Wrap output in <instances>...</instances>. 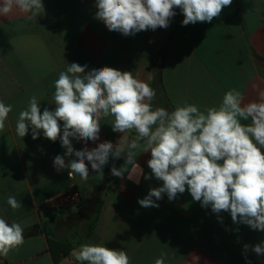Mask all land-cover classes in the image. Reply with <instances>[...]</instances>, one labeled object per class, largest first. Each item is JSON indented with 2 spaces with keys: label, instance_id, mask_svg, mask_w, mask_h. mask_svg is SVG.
I'll use <instances>...</instances> for the list:
<instances>
[{
  "label": "crops",
  "instance_id": "1",
  "mask_svg": "<svg viewBox=\"0 0 264 264\" xmlns=\"http://www.w3.org/2000/svg\"><path fill=\"white\" fill-rule=\"evenodd\" d=\"M42 2L45 12L37 20L16 10L0 16V101L12 106L0 132V218L19 223L25 241L6 258L0 256V264H81L72 253L83 244L124 250L130 264H155L162 253L165 264H264V256L251 247L243 251L245 244L264 241V232L234 224L228 212L218 219L187 190L173 201L165 194L159 207H141L138 200L162 182L141 176L135 183L139 169L134 165L126 166L123 177L113 176L112 166L120 168L126 153L110 158L103 175L89 165L84 181L54 168V157L65 152L59 140L42 133L33 140L31 129L23 138L15 133L32 96L41 112L54 110V82L73 62L87 65L86 72L104 66L132 72L155 90L153 108L169 112L185 104L201 111L218 107L233 89L244 103L255 100L264 90V0H233L210 23L187 26L175 9L168 28L131 36L109 31L95 19V0ZM113 120L101 119L100 139L87 142L88 148L103 141L126 147L135 138V130L114 132ZM73 147L80 150L85 143L73 140ZM135 151L136 163L150 175V152ZM68 191L78 193L76 203L55 201ZM9 196L22 207L13 210Z\"/></svg>",
  "mask_w": 264,
  "mask_h": 264
},
{
  "label": "clouds",
  "instance_id": "2",
  "mask_svg": "<svg viewBox=\"0 0 264 264\" xmlns=\"http://www.w3.org/2000/svg\"><path fill=\"white\" fill-rule=\"evenodd\" d=\"M233 0H95V19L104 23L109 31L131 36L141 31L168 28L175 9L183 14L182 25L211 22ZM14 10L26 14L29 21L37 20L45 9L42 0H0V16ZM87 65L71 63L54 82V110L44 108L35 96L29 99L26 109L19 113L15 133L25 137L31 129L32 139L40 134L49 141H60L64 155H56L53 166L60 172L68 170L71 178L78 174L87 181L89 165L103 175L110 158L118 159L126 153L120 168L114 165L111 174L123 177L127 165L139 169L140 182L152 179L162 186L150 188L141 207H159L157 201L167 195L173 201L186 190L201 207L211 208L217 214L230 213L234 224H244L252 230L264 232V90L255 100L244 103L235 89L223 96L218 107L201 111L195 104L167 109L153 108L155 90L132 75L104 66L86 72ZM11 105L0 101V132L6 127ZM112 116V130L126 133L135 130L136 136L126 147L103 141L88 148L87 142L100 139L101 119ZM244 124L241 120H249ZM61 122L62 125H61ZM73 140L83 141L85 147L76 150ZM143 142V143H141ZM150 152L147 166L150 175L136 163V151ZM68 157L70 159L66 160ZM13 210L22 207L15 196L7 198ZM24 229L17 222L8 223L0 218V256L24 244ZM257 256H264V241L249 248ZM72 255L81 264H130L126 251L104 245L83 244ZM166 254L155 260L165 264ZM193 260L199 257L193 255ZM247 259V257L245 256Z\"/></svg>",
  "mask_w": 264,
  "mask_h": 264
},
{
  "label": "built area",
  "instance_id": "3",
  "mask_svg": "<svg viewBox=\"0 0 264 264\" xmlns=\"http://www.w3.org/2000/svg\"><path fill=\"white\" fill-rule=\"evenodd\" d=\"M79 198V195L76 191H68L59 195L55 201L59 204H66V203H76Z\"/></svg>",
  "mask_w": 264,
  "mask_h": 264
},
{
  "label": "trees",
  "instance_id": "4",
  "mask_svg": "<svg viewBox=\"0 0 264 264\" xmlns=\"http://www.w3.org/2000/svg\"><path fill=\"white\" fill-rule=\"evenodd\" d=\"M91 227H92V225H91V226H89V229H91Z\"/></svg>",
  "mask_w": 264,
  "mask_h": 264
}]
</instances>
